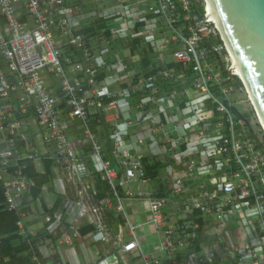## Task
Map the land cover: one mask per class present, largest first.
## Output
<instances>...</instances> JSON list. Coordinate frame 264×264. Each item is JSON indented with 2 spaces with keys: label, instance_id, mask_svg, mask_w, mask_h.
Wrapping results in <instances>:
<instances>
[{
  "label": "built area",
  "instance_id": "1",
  "mask_svg": "<svg viewBox=\"0 0 264 264\" xmlns=\"http://www.w3.org/2000/svg\"><path fill=\"white\" fill-rule=\"evenodd\" d=\"M88 1L85 9L79 0H0V208L15 214L17 233L27 238L22 208L34 183L26 171L44 160L53 166L59 193L70 190L73 196H64L63 212L39 209L41 227L47 226L58 244L70 245L79 237L78 226L65 219L76 206L77 218L103 247L92 248L93 264H117L131 252L143 264H177L181 253L195 248L200 250L183 264H264V131L256 136L232 104L236 77L225 46L227 66L218 59L219 33L206 0ZM110 9L118 12L109 15ZM88 12L103 20L104 29L75 26ZM119 20L137 31L128 25L114 30ZM92 25L95 31L86 33ZM137 38L139 57L130 47L126 53L112 48L124 39L132 47ZM144 53L146 66L140 63ZM118 63L121 71L114 70ZM107 72L126 87L101 92L100 78ZM122 103L137 110L141 121L124 119ZM183 110L186 120L177 117L167 129L172 112ZM157 113L165 120H156ZM144 120L147 134L134 135L138 144L162 138L165 153L177 159L181 147L195 143L197 131L198 145L208 154L205 163L189 160L162 197L129 189L149 181L143 156L123 146ZM97 182L106 196H100ZM135 203L145 208V220L132 222L125 215L124 206ZM170 205L172 216L165 212ZM112 212L124 216L127 240L109 227ZM244 220L253 237L244 233ZM204 237L209 238L205 249ZM48 241L39 245L36 264H54Z\"/></svg>",
  "mask_w": 264,
  "mask_h": 264
},
{
  "label": "crops",
  "instance_id": "2",
  "mask_svg": "<svg viewBox=\"0 0 264 264\" xmlns=\"http://www.w3.org/2000/svg\"><path fill=\"white\" fill-rule=\"evenodd\" d=\"M80 2L84 3L83 5L87 9L89 5L88 0H79ZM105 2V1H104ZM106 3V2H105ZM99 4V2H98ZM101 4V3H100ZM98 5L101 7V5ZM97 6V5H96ZM95 6V7H96ZM113 8H116L114 6ZM98 7L96 8V10ZM99 11V10H98ZM115 12H118L115 9H110L109 10V15L110 14H115ZM87 13L86 15H82L81 17H77L74 20V24L78 29H83L85 26L89 24H99L103 20H97V17L94 18V16L90 17L88 16ZM103 24V22H102ZM128 25L131 27L130 23L126 21H118L115 25H112L111 27L116 30L120 28H125V26ZM139 26H142V24H139ZM104 29V28H103ZM132 31H137L131 27ZM108 32V30H106ZM106 32V33H107ZM105 33V34H106ZM110 34V33H109ZM105 37V35H104ZM139 43V39H135L131 44L132 47L130 46V43L126 39L124 40H119V42L112 43V48L113 50L121 51L122 50L126 53L128 47H130V51L132 55H138L139 54L136 52L135 46ZM147 54L144 53L142 55L141 59V64L143 66H146L150 63V61L146 58ZM153 57V56H152ZM102 79L103 82V87L101 88V92H106V91H111L115 92L120 89L125 88L126 86L123 85L122 81L117 80V78L111 73L107 72L104 76L100 78ZM127 103V100H126ZM178 108L180 110L184 109L183 103H180L178 105ZM121 111H122V117L126 113L128 115L127 118H132V119H139L140 120V115L139 112L135 109L130 110L127 108L126 104L122 103L121 104ZM175 111L172 112L173 116L171 117V120H177V117H186V112L183 111H177L176 114H174ZM165 120V115L160 113H157L156 120ZM139 125L135 126L134 130H140L139 132L135 134H128L127 137L124 139V144L125 148H127L130 151L133 152H138L140 153L143 158L145 159H150L160 163V168L157 171V176L154 179H149L146 185L139 187L138 185H134V190L136 188H140L143 190H149L153 192L154 195L162 194V196H165L169 193L171 189V180L178 176V172L180 169L184 168V166L187 164L189 160H194L197 163H205V160H207V153L205 154L201 147L195 146V144H192L191 149H188V147L183 146L180 149L179 158L174 159L170 158L164 151L163 146H164V140L162 141L159 137H156L152 141H144L142 145L138 144V137L134 136L136 134H146L147 129H148V124L146 120L142 122H138ZM140 134V135H141ZM194 134H197L196 131L193 132ZM137 144L136 147H134V144ZM140 149V150H139ZM110 164L113 168L119 171L118 165L112 160L109 159ZM46 167H48V172L50 174L48 180H46L42 185L40 186V192L36 197L31 196V190L35 189L36 186V181L33 179V177L30 175L29 178L33 181L34 186L27 192L26 194V200H25V206L23 209V212H26V215L23 217V225H24V230L25 233L27 234V238H25L24 234H18L17 233V228H16V239L12 242V246L15 248H19V246H23L24 244L26 245L25 247L27 249H24L20 255H30L31 256V261L36 262L35 260L38 258L39 253H38V247L41 244V242L45 239L49 240L47 245L48 249L52 251L53 255V261L54 264H93L94 263V257L92 253V248L99 250L100 252L103 250V247L101 243L97 240V237L92 233V228L88 226L84 220L77 218L76 216V206H73L71 209H69L68 215L65 219L66 224L69 223H75L78 226V233L79 237L76 239H73L70 245L66 244H58L56 240L52 237L51 231L47 228V226L42 225V219L39 217V209H43L45 213L47 214H53V213H59L63 212L64 208H66V202L67 200L64 198V196L72 198L73 194L70 190H66V194L63 196L62 194L59 193V188L56 183V175L53 170V166L51 163L41 160L38 161L37 163L34 164V166H29L26 172L31 171L33 174L36 175H44L46 171ZM29 175V174H28ZM165 178H168L166 180ZM1 183V182H0ZM2 184V183H1ZM193 185V184H192ZM131 186V185H130ZM3 188V187H2ZM96 188L99 191V194H104L103 196L107 195V189L104 186L103 183L97 182L96 183ZM130 189V187H129ZM159 197V196H158ZM39 200V201H38ZM61 202V208H57V201ZM1 204V203H0ZM52 206V209L47 211L46 206ZM4 210V209H3ZM5 211V210H4ZM7 212V211H6ZM165 212L169 215H173V207L170 205L169 208H166ZM12 213V212H8ZM124 213L128 217L129 221L136 222L137 220H145L146 215H145V208L143 205L139 203L133 204L131 207L130 206H124ZM14 216L15 214L12 213ZM107 219V223L109 227L111 228L113 233L120 232L123 236L124 240H127L129 238L127 232H126V220L123 215L116 216L112 212L111 214L109 213ZM17 219V217L15 216ZM16 222V220H15ZM243 230L244 233L248 237H253V229L252 225L247 223L245 220L243 221ZM30 232L32 234H30ZM7 235L3 236L5 238ZM148 239V238H147ZM204 249L207 247L209 244V238L204 237ZM50 243V244H49ZM141 245L143 246L142 249L144 251L148 250V245L146 244V239L141 238ZM151 249V247H149ZM200 249L195 248V249H190V250H185L182 255L181 259H178L177 264H183L186 260V257L191 254L192 252H198ZM18 254V255H19ZM159 256V259L161 261L164 260V256L160 253H157ZM17 255V254H15ZM117 264H143L142 261L136 256L135 252L127 253V254H122L119 259ZM228 264H234L233 261H230Z\"/></svg>",
  "mask_w": 264,
  "mask_h": 264
},
{
  "label": "water",
  "instance_id": "3",
  "mask_svg": "<svg viewBox=\"0 0 264 264\" xmlns=\"http://www.w3.org/2000/svg\"><path fill=\"white\" fill-rule=\"evenodd\" d=\"M206 2L264 125V0Z\"/></svg>",
  "mask_w": 264,
  "mask_h": 264
},
{
  "label": "trees",
  "instance_id": "4",
  "mask_svg": "<svg viewBox=\"0 0 264 264\" xmlns=\"http://www.w3.org/2000/svg\"><path fill=\"white\" fill-rule=\"evenodd\" d=\"M96 29L103 28L102 22L99 24H96ZM92 31H95L94 25L89 27L88 29L85 30V32L89 33ZM105 38L110 39L109 32L105 34ZM64 48V52L67 53V48L64 46H61ZM147 58V57H146ZM217 66L220 67V63L217 60ZM221 71H224L223 69ZM141 73L145 74L144 71H141ZM235 82L238 87H240V82L237 78H235ZM143 165H144V173L145 176L149 179H154L157 176V171L160 168V163L150 160V159H143ZM28 176H32L33 179L36 181V188L31 190V196L34 198L36 197L39 192H40V186L42 183H44L46 180H48L50 174L48 172V167H46L45 174L40 176L33 174L31 171L26 172ZM3 188L2 184L0 183V203L3 202ZM104 194H101L103 196ZM157 196L162 197V194H158ZM61 202L58 200L57 201V208H61ZM15 216L12 213H8L3 210V208H0V237H2L0 241V264H36V262L31 261V256L30 255H20L24 249H27L25 244L23 246H19V248H15L12 246V242L16 239V228L14 226L15 223ZM7 235L5 238L3 236ZM17 254V255H15ZM19 254V255H18ZM182 255V253H181ZM180 255V259H181Z\"/></svg>",
  "mask_w": 264,
  "mask_h": 264
},
{
  "label": "rangeland",
  "instance_id": "5",
  "mask_svg": "<svg viewBox=\"0 0 264 264\" xmlns=\"http://www.w3.org/2000/svg\"><path fill=\"white\" fill-rule=\"evenodd\" d=\"M103 1H108V0H103ZM216 41H215V46L217 48V55H218V59L219 61L223 64V66H227L228 61H226L227 59V55L224 51V43L221 39V37L217 34L216 35ZM123 56V55H122ZM121 71L122 66L121 63H118L114 66V70ZM238 79V78H237ZM240 82V81H239ZM242 83L240 82V87L237 88V91L233 94V103L236 107V111L240 114H242V116L246 119L250 129L253 131L254 134H256V136H260L262 134V128L259 125L258 121H257V117L255 115V112L253 110V108L250 106L251 104L249 103L248 99H247V95L245 93L244 88L242 87ZM124 118H127L128 115L125 113L123 115ZM184 120H186V118H184ZM172 123H175V120H168L166 128L167 129H171V125ZM197 132V131H196ZM147 134V132H146ZM179 135H183L181 131H179ZM198 132L197 134H194L193 138L195 139V146H198ZM197 142V143H196ZM193 144V143H192ZM192 144L188 145V149H191ZM137 144H134V147H136ZM140 150V149H139ZM131 190H134V185L129 186Z\"/></svg>",
  "mask_w": 264,
  "mask_h": 264
},
{
  "label": "bare ground",
  "instance_id": "6",
  "mask_svg": "<svg viewBox=\"0 0 264 264\" xmlns=\"http://www.w3.org/2000/svg\"><path fill=\"white\" fill-rule=\"evenodd\" d=\"M207 11H208V17H209L210 21L214 24L216 30L218 31V33H219V35H220V30H219V28H218V25H217V23H216V21H215V19H214V17H213V14H212V12H211V10H210V7H209L208 5H207ZM220 36H221V35H220ZM221 39L223 40L222 37H221ZM223 43H224L225 48L227 49L228 54H229V57H230V64H229V66H230V71L232 72V74H233L236 78H238L239 80H241V82L243 83V85H244V87H245V90H246L247 98H248V100H249L251 106H252L253 109H254V107H255V106H254V102H253V100H252V98H251V96H250V93H249L248 89L246 88V85L244 84L243 77H242V75H241V73H240V71H239V69H238V67H237V65H236V63H235V61H234V59H233V57H232V55H231V53H230L228 47H227V45L225 44L224 40H223ZM256 117H257V121H258L259 125H260L261 128H262V131H264V125H263L261 119L259 118V116H256Z\"/></svg>",
  "mask_w": 264,
  "mask_h": 264
}]
</instances>
